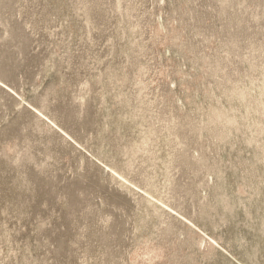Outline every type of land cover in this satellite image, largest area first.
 <instances>
[{"label": "rangeland", "instance_id": "374dc122", "mask_svg": "<svg viewBox=\"0 0 264 264\" xmlns=\"http://www.w3.org/2000/svg\"><path fill=\"white\" fill-rule=\"evenodd\" d=\"M0 264H264V0H0Z\"/></svg>", "mask_w": 264, "mask_h": 264}]
</instances>
